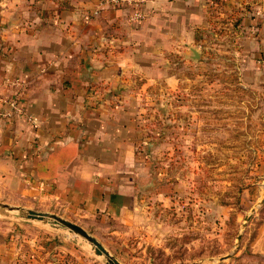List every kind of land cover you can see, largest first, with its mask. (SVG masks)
Masks as SVG:
<instances>
[{"label": "crops", "instance_id": "1", "mask_svg": "<svg viewBox=\"0 0 264 264\" xmlns=\"http://www.w3.org/2000/svg\"><path fill=\"white\" fill-rule=\"evenodd\" d=\"M217 5L144 0L137 22L134 5L107 0H0V94L34 118L0 117L1 185L23 205L43 201L95 223L98 239L140 228L137 97L160 81L176 89L192 48L205 57L207 30L223 14ZM22 228L0 222V264H101L74 242ZM244 249L264 257V236Z\"/></svg>", "mask_w": 264, "mask_h": 264}, {"label": "rangeland", "instance_id": "2", "mask_svg": "<svg viewBox=\"0 0 264 264\" xmlns=\"http://www.w3.org/2000/svg\"><path fill=\"white\" fill-rule=\"evenodd\" d=\"M217 3L214 10L223 14H213L221 18L207 30L205 57L181 69L176 89L160 81L137 97L144 168L138 196L147 215L140 228L110 229L97 238L121 264L264 261L239 250L264 236V0ZM0 202L58 214L94 236L99 231L67 209L23 205L1 183ZM0 222L74 242L107 264L87 239L50 221L0 214Z\"/></svg>", "mask_w": 264, "mask_h": 264}, {"label": "water", "instance_id": "3", "mask_svg": "<svg viewBox=\"0 0 264 264\" xmlns=\"http://www.w3.org/2000/svg\"><path fill=\"white\" fill-rule=\"evenodd\" d=\"M192 51H193V55L191 56L192 59L193 60L200 59V52L195 48H192ZM0 211L26 219L50 221L53 224L67 228L70 231L84 237L90 243H92L96 252L104 257L107 264H121V262L115 256H113L111 252L104 246V244L101 241H99L94 235L89 233L81 225L73 221H70L58 214L51 213L48 211H40L32 208H26V207H19V206L12 207L9 204L2 202H0Z\"/></svg>", "mask_w": 264, "mask_h": 264}, {"label": "built area", "instance_id": "4", "mask_svg": "<svg viewBox=\"0 0 264 264\" xmlns=\"http://www.w3.org/2000/svg\"><path fill=\"white\" fill-rule=\"evenodd\" d=\"M107 2L113 5H123V4L134 5L136 10L134 11L131 18L137 22H139L140 20L144 19L147 16L146 12L143 11L142 8L144 0H107ZM0 105H8L11 108L10 111L0 109V117L3 119L6 120L11 119L14 114L12 113L13 110L16 114L20 116L22 115L27 121L29 122L34 121L33 116L25 112V109L21 105L20 101H18L17 99L6 98L5 96L0 94Z\"/></svg>", "mask_w": 264, "mask_h": 264}, {"label": "bare ground", "instance_id": "5", "mask_svg": "<svg viewBox=\"0 0 264 264\" xmlns=\"http://www.w3.org/2000/svg\"><path fill=\"white\" fill-rule=\"evenodd\" d=\"M0 214H8V213H4V212H2V211H0ZM45 222V221H44ZM46 223V222H45ZM47 224H49V223H47ZM51 224H53V223H51ZM50 225V224H49ZM54 225H56V224H54Z\"/></svg>", "mask_w": 264, "mask_h": 264}]
</instances>
